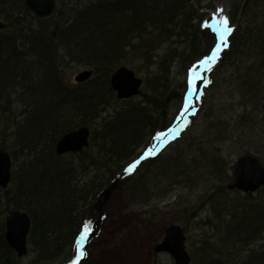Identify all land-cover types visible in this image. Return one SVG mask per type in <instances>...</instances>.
<instances>
[{"label":"rangeland","instance_id":"374dc122","mask_svg":"<svg viewBox=\"0 0 264 264\" xmlns=\"http://www.w3.org/2000/svg\"><path fill=\"white\" fill-rule=\"evenodd\" d=\"M196 1H199L196 5L190 2L191 11L195 13L199 5L204 26L212 27L215 32L214 23H225L227 18L230 37L234 31L237 35L233 40L229 38L234 42L232 50L223 57L220 54L206 77V85L199 89L198 99L190 102L192 111L184 117L185 122L177 130L175 138L164 147L160 143L142 146L148 142L154 128L166 126L174 114L175 119L179 116L176 110L181 104L186 64L194 62L187 72L191 81L192 73L198 71L206 59L203 56L209 53L212 38L207 33L199 35L197 30L194 31L197 20L191 23L192 40L177 37L176 29L172 34L162 31V37L158 33L153 46H150L149 40L156 35L154 30L151 36L132 41V50L126 54V61L121 65L142 80L138 95L125 100H118L114 95V101H102L106 105H100V113L88 126L91 131L89 147L79 155L56 157L57 171L63 173L66 185L80 189L82 196L71 206L76 210L72 226H63V231L55 237L61 240L60 235L64 234L66 238L65 242H61V256L54 261L36 262L37 247L31 242L36 234L31 230L29 252L25 258L15 259L14 264L61 263L69 252L70 232L81 218L88 215L96 221V232L89 247L90 257L87 259L88 254L85 253L83 258L87 260L81 264H175L169 254L155 251L171 226L182 230L190 264H206L211 260L224 264H229L231 260L242 262L252 252L260 251L264 230L260 238L249 240L241 232L246 222H241L254 216L253 209L258 212L264 210V188L249 196L229 186L233 183V169L241 159L252 158L264 167V0ZM192 14L189 16L195 18L196 15ZM0 22L6 26L5 21ZM152 47L155 50L150 52ZM89 70L93 75L83 84L82 90L87 94L102 91L113 74L107 68L70 63L64 72L65 81L72 83L76 89L79 84L74 82V78ZM152 85L157 89L153 90ZM164 90L167 93H163ZM173 93L175 96H172ZM156 97L164 104L159 112L150 102ZM12 112L18 114L17 105ZM124 115L134 121L148 119L154 124L151 128L149 125L143 127L136 141L128 146L126 159L141 147L138 152L142 156L138 158L135 169L138 171L122 180L98 209L95 207L98 197L95 192L114 170L111 167L107 172L103 166L110 163L97 157L98 152L104 156L100 150L103 142L98 135L104 125ZM135 124L137 122L132 123ZM9 126L0 125V146L10 155L17 143ZM4 129H9L8 135H3ZM52 139L49 135L40 146L37 143L36 147H32L36 140L30 138L25 142L28 148H24L22 154L16 150L15 159L10 156L11 181L6 188L0 189V231L7 213L16 210L10 200L22 187L20 174L27 170L24 185L30 181L40 182L41 164H44V158L49 159L48 155L43 158L41 152L50 148ZM34 148H38L37 154L32 153ZM47 181L50 178L41 182ZM8 200L9 207L6 205ZM235 225H239V230L233 229ZM83 246L80 251H85Z\"/></svg>","mask_w":264,"mask_h":264},{"label":"trees","instance_id":"16d2710c","mask_svg":"<svg viewBox=\"0 0 264 264\" xmlns=\"http://www.w3.org/2000/svg\"><path fill=\"white\" fill-rule=\"evenodd\" d=\"M190 2L195 5L198 3L196 0H57L59 6L54 14L47 19H38L32 16L24 0H0V20L5 21L9 28L8 34L0 32V125L6 124L8 127L10 124V133L18 145L14 144L10 156L15 159L16 150L22 154L24 148H28L25 142L30 141V138L36 140L32 143V147H36L37 143L40 146L41 141L49 135L53 137L50 148L41 152L43 158L48 155L49 159L44 158V164H41L43 169L39 174L42 175L40 182L30 181L28 185H24L27 174L25 170L24 176L20 174L22 187L18 189H22L24 195L21 194L20 201V194L16 192L10 200L12 207L25 210L31 217L33 233L36 234V238L32 236L31 242L37 247L38 262L54 261L61 256V242H65L66 238L63 237L64 234L60 235L61 240L55 237L63 231V226L71 227L74 222L76 210L71 207V200L82 199L79 189L68 187L62 177L63 173L57 171L59 167L54 146L60 137L71 130L88 127L100 113V110H95L92 101L84 99L81 102L90 95L82 90L84 85L75 89L74 85L65 81L66 68L74 63L113 71L126 61L125 51L133 40L151 36L154 31L157 32L150 38V46L156 44V36L158 33L161 35L162 31L172 34L177 29V37L184 36L192 40L191 23L197 20L194 31L199 32L200 18L198 11L192 14ZM190 14L196 17L192 18ZM154 50L152 47L149 51ZM152 86L153 90L157 89ZM107 88L109 86L106 82L102 90ZM96 93L99 91L91 92ZM163 93H167V90ZM150 102L157 112L164 106L158 97ZM102 104L106 105L101 101L99 105ZM14 105L19 109L17 115L12 112ZM133 122L137 124L132 125ZM153 124L148 119L134 121L124 115L103 126L98 139L103 142L100 150L104 152V156L98 152L97 157L110 163L103 166L107 172L111 167L114 169L106 183L128 161L125 157L128 146L136 141L141 129L148 125L151 128ZM9 129H4L3 135H8ZM0 149L4 151L2 146ZM37 149L34 148L32 153L37 154ZM91 161L94 165V160ZM45 178H50V181L41 182ZM99 189L95 192L96 195ZM54 197L65 202L55 203ZM10 202L8 200L6 204L8 207ZM262 211L252 210L259 227L250 224L249 219L241 222H246L241 227L244 238L257 239L263 232ZM37 212L45 214V220L39 224L34 220ZM81 221V231L87 227V233L91 232L89 218H81L79 223ZM238 226L235 225L233 229H238ZM3 228L4 223L0 231V264H10L13 255L4 242ZM78 230L79 224L70 232V236L79 232ZM75 247L71 237L69 252ZM263 248L261 246L259 252H252L241 263L264 264ZM68 255L61 261L64 262ZM249 260L253 262H248ZM206 264L224 263L211 260Z\"/></svg>","mask_w":264,"mask_h":264},{"label":"water","instance_id":"95a60500","mask_svg":"<svg viewBox=\"0 0 264 264\" xmlns=\"http://www.w3.org/2000/svg\"><path fill=\"white\" fill-rule=\"evenodd\" d=\"M25 4L35 16L40 18L48 17L54 9V0H25ZM90 75L91 72H82L75 78V81H86ZM110 84L117 91L118 98L123 99L137 94L141 80L134 77L125 68H118L110 77ZM88 135L87 128H80L65 135L55 148L56 154L81 152L88 147ZM236 167V183L231 189L236 188L246 193L254 192L257 188L264 185V174L257 169L258 166L252 158L241 159ZM125 171L102 193L105 199L111 195V192L126 176ZM10 177V158L6 153L0 152V188L3 189L8 185ZM29 224L27 216L19 212L11 211L6 218L5 239L8 245L15 250L18 257L26 255V235L29 230ZM184 241L180 228L171 226L166 231L162 244L156 246L155 251L169 253L174 258L175 264H190V258L184 248Z\"/></svg>","mask_w":264,"mask_h":264},{"label":"bare ground","instance_id":"6f19581e","mask_svg":"<svg viewBox=\"0 0 264 264\" xmlns=\"http://www.w3.org/2000/svg\"><path fill=\"white\" fill-rule=\"evenodd\" d=\"M198 3H199V1H198ZM57 6H59L58 5V3H57V0H54V9H53V11H52V13L48 16V18H50L53 14H54V12H55V9L57 8ZM197 11H198V16H199V18H200V20L198 21V27H199V35H202V34H208V36H211V38H212V41L210 40V38H209V40L211 41V45H210V48H209V53L207 54V56H206V54L203 56L204 58L206 57V59L204 60V61H202V63H201V67L198 69V71L196 72V73H192V80L190 81L189 80V78H188V74H187V72H188V68H189V66H191L194 62L192 61V62H190L189 64H186V69H184V72H183V89H182V91H181V94H180V101H179V103H182V102H187V103H190V102H192L193 100H195V99H198V96H199V94H200V92H199V89H201V87L202 86H204V85H206V82H207V80H206V77H208L207 75L210 73V71H212V69H213V67H214V64H215V62H216V60L219 58V56H220V54H221V56L223 57L224 55H226L228 52H230L231 50H232V46H233V44H234V42L233 41H230V43H229V45L228 46H226L225 45V42H226V39H227V37H228V35H229V33H228V31H225V27H227V25H225V23H219V22H215L214 23V30H215V35H216V39H217V43H216V41H215V39H214V36H212V34H211V31H213L212 30V27H210V26H204L203 25V22H204V17L201 15V8H199V5L197 6ZM215 18H217V16H215ZM197 23V21L195 22V24ZM0 26H1V28H0V32H4V33H6V34H8L9 33V28L7 27V26H5L4 24H2V22H0ZM206 29H208V30H206ZM211 30V31H210ZM237 35V34H236ZM160 37H162L163 35L161 34V35H159ZM174 36H172L171 38H169L167 41H169L170 39H172ZM234 36H232V38H233ZM231 38V40H233ZM133 45V44H132ZM130 46V47H128L127 48V50L125 51V53L127 54L130 50H132V47L133 46ZM226 49H227V52H224V51H226ZM166 62V61H165ZM165 62H164V64H165ZM187 62V61H186ZM185 65V64H184ZM117 68H125L126 70H128V72H130V73H132L133 74V76L134 77H136V75H135V73L132 71V70H129L128 68H126V67H124V66H122V65H119ZM84 72H91V75H90V77L86 80V81H83V82H76L75 81V78L79 75H77L75 78H74V82L76 83V84H79V85H83V84H85V83H87L90 79H91V77H92V75H93V72H92V70H89V71H84ZM115 72V70H113V73ZM207 74V75H206ZM113 75V74H112ZM111 77V76H110ZM199 77H201L202 79H199ZM137 78V77H136ZM195 83V84H194ZM72 84V83H71ZM73 85V84H72ZM78 85V86H79ZM141 85H142V80H141ZM140 85V86H141ZM192 85V87L190 88V86ZM194 85V86H193ZM108 86H109V88H107V89H105V90H102V91H100L99 93H96V94H90V95H88V96H86L85 98H83L82 99V101L81 102H83L84 101V99H87L88 100V102H90V101H92L93 102V104H94V106H95V110H99V108H100V102L101 101H106V102H112V101H114V95H115V97L119 100V98H118V93H117V91H115L113 88H112V86H111V84H110V79H109V81H108ZM187 88H190V90L188 89L187 91H185ZM189 91V92H188ZM136 95H138V90H137V94ZM136 95H132V96H136ZM132 96H130V97H128L127 99H129V98H131ZM126 98H123V99H120V100H125ZM92 110V109H91ZM178 112V111H177ZM176 112V113H177ZM179 114H180V112H179ZM81 127H77V128H75V129H73V130H71L70 132H68V133H66V134H64L59 140H58V142L65 136V135H67V134H69V133H71V132H74V131H77V130H79ZM87 129H88V132H89V135H88V146H89V144H90V139H91V131H90V128L89 127H86ZM159 133H162V135L161 136H158V134ZM164 133V134H163ZM176 131L174 130V128H169V127H167V126H165V125H161V126H159V127H157V128H154L153 130H152V132H151V134H150V136H149V140H148V142L146 143V144H144V145H142V146H147V145H151V144H157V143H160V145H161V147H164V146H166L167 145V143L169 142V141H171L173 138H175V136H176ZM58 142H57V144H58ZM57 144H56V146H57ZM141 147H139V149H140ZM139 149H136L129 157H128V161L124 164V167L121 169V170H119L118 171V173L115 175V177L113 178V179H116V178H118V176L122 173V172H124L125 170V172H126V176L125 177H128V176H130L131 174H130V172H131V170H130V172H129V169H132V168H134L135 167V164H137V163H139V160H138V158L139 157H141L142 156V154L141 153H139L138 151H139ZM0 152H2V153H6V152H4L3 150H1L0 149ZM63 155V154H62ZM77 155V154H76ZM150 156H151V154H150ZM159 156H156V158H158ZM156 158L154 159V161L156 160ZM255 162H256V164H257V169L260 171V172H262L263 174H264V167L257 161V160H254ZM138 171V169L134 172V174L136 173ZM236 171H237V167L235 166L234 167V169H233V173H232V179H233V183H232V185H230L229 187H230V189H231V187H234V185H235V183H236V179H235V174H236ZM134 174H133V176H134ZM112 179V180H113ZM110 181H108L107 183H105L104 185H101L102 187L99 189V187L97 188V190L99 189V192H98V194H99V199H97L96 200V203H95V207H98V209L104 204V200H105V197L102 195V193L108 188V185H109V183L112 181L111 179H109ZM260 188H264V185H262V186H260ZM0 189H2V188H0ZM233 189H235V188H233ZM96 190V191H97ZM79 191H80V189H79ZM19 194H20V196H19V200L21 201V194H23V193H25L22 189H21V191L20 190H18L17 191ZM241 192H243V191H241ZM248 194H252V192H248ZM24 195V194H23ZM31 201L32 202H34V200H33V198H31ZM53 201L55 202V201H61V203L62 202H65V200H59L57 197H54L53 198ZM76 202H77V199H73V200H71V202H70V204H71V206H74V204H76ZM56 203V202H55ZM20 210V211H19ZM21 210H23V209H19V208H16V210H14L15 212H19L20 214H23V215H26L27 216V218L29 219V230H28V233H27V235H26V250H27V252H26V255H24V256H22V257H18L17 256V253L15 252V250L12 248V247H10L9 245H8V243L6 242V239H5V232H6V227L4 226V228H3V238H4V242H5V244H6V246L8 247V250L9 251H11L12 252V257H13V260L11 259V261L13 262V263H15V259H23V258H25L26 256H27V254H28V252H29V235H30V231L32 230L33 231V229H32V227H33V222H32V220H31V217H30V215L25 211V210H23V211H21ZM89 212H90V210H89ZM88 213V212H87ZM83 218H89V222L92 224V230H91V232H89V233H87V238L83 241V242H81L80 241V236L82 235V234H84L85 233V230L83 229L82 231H81V229H82V227H83V223H82V221H81V223H79V232H77V233H75V234H73V236H72V241L76 244V248H72L71 250H70V252H69V255H68V257L65 259V261H64V263L65 264H67L71 259H73L75 256H76V254L78 253L79 254V252H80V248H81V245L82 244H84V248H85V251L84 250H82L84 253H87L88 255H87V259H89V257H90V254H89V247L92 245V241H93V238H94V234H95V232H96V221H95V219H91L90 217H89V215L87 216V217H83ZM34 220H35V222L36 223H40V222H43L44 220H45V214L43 213V212H37L35 215H34ZM250 221V224H254V225H257L258 227H259V224H257L256 222H257V219H256V217H251L250 219H249ZM249 224V223H248ZM249 232V231H248ZM251 234V233H250ZM164 238H165V236H164ZM164 238H163V240H164ZM259 238H260V234H259ZM262 238V237H261ZM163 240H162V242H163ZM262 240V242H261V246L262 245H264V238H262L261 239ZM162 242L160 243V244H162ZM159 244V245H160ZM263 250H264V248H263ZM4 254V257H5V253H3ZM85 255H83V256H78V257H80V258H82L81 259V261L82 260H87L86 258H83ZM248 259V258H247ZM37 260V259H36ZM12 262L10 263V264H12ZM36 262H38V260L36 261ZM248 262H253L252 260H249ZM256 262H259V261H256ZM42 263V262H41ZM44 263V262H43ZM55 263V262H54ZM226 264H228V262H226ZM229 264H243V263H241V262H237V261H233V260H231L230 261V263Z\"/></svg>","mask_w":264,"mask_h":264},{"label":"snow or ice","instance_id":"6c2138e0","mask_svg":"<svg viewBox=\"0 0 264 264\" xmlns=\"http://www.w3.org/2000/svg\"><path fill=\"white\" fill-rule=\"evenodd\" d=\"M227 23H228L227 18H225V25H227ZM228 30L229 29L227 27H225V31H228ZM86 238H87V227H85V233L80 236V241L83 242ZM79 255L83 256V255H85V253L81 250L79 252Z\"/></svg>","mask_w":264,"mask_h":264},{"label":"flooded vegetation","instance_id":"af4514ba","mask_svg":"<svg viewBox=\"0 0 264 264\" xmlns=\"http://www.w3.org/2000/svg\"><path fill=\"white\" fill-rule=\"evenodd\" d=\"M261 189H262V188L258 189V190H257L255 193H253V194H246V195L252 196V195L258 193Z\"/></svg>","mask_w":264,"mask_h":264}]
</instances>
